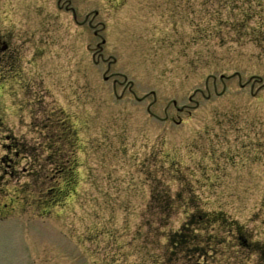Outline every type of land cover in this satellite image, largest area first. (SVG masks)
<instances>
[{"label":"rangeland","instance_id":"obj_1","mask_svg":"<svg viewBox=\"0 0 264 264\" xmlns=\"http://www.w3.org/2000/svg\"><path fill=\"white\" fill-rule=\"evenodd\" d=\"M0 10V264H264V0Z\"/></svg>","mask_w":264,"mask_h":264},{"label":"flooded vegetation","instance_id":"obj_2","mask_svg":"<svg viewBox=\"0 0 264 264\" xmlns=\"http://www.w3.org/2000/svg\"><path fill=\"white\" fill-rule=\"evenodd\" d=\"M0 14H1V10H0ZM0 28L1 27V23H0ZM0 34H1V31H0ZM8 48V45L4 42V39L2 40V37H0V73H3L2 69L4 67H2V64L6 62V60L4 59V55L5 54H2V53H5V51L7 50ZM10 64V63H9ZM3 78L2 75H0V80Z\"/></svg>","mask_w":264,"mask_h":264},{"label":"trees","instance_id":"obj_3","mask_svg":"<svg viewBox=\"0 0 264 264\" xmlns=\"http://www.w3.org/2000/svg\"><path fill=\"white\" fill-rule=\"evenodd\" d=\"M68 171H67V169H66V177H67V179L69 178L70 180H72V178H70L69 176H68ZM68 187H66V189H67ZM70 192L67 190L66 191V196H68V194H69Z\"/></svg>","mask_w":264,"mask_h":264}]
</instances>
